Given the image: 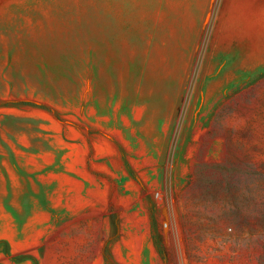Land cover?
Segmentation results:
<instances>
[{"label": "rangeland", "instance_id": "374dc122", "mask_svg": "<svg viewBox=\"0 0 264 264\" xmlns=\"http://www.w3.org/2000/svg\"><path fill=\"white\" fill-rule=\"evenodd\" d=\"M36 162L111 188L92 264H264V0H0V180Z\"/></svg>", "mask_w": 264, "mask_h": 264}, {"label": "crops", "instance_id": "0c3cea01", "mask_svg": "<svg viewBox=\"0 0 264 264\" xmlns=\"http://www.w3.org/2000/svg\"><path fill=\"white\" fill-rule=\"evenodd\" d=\"M76 177L74 164L36 162L5 169L0 180V204L4 205L0 264H60L65 259L67 264H92V251L101 252L106 237L113 234L115 214L108 210L111 188ZM133 206V212L119 213V231L114 233L118 239L110 243L131 251L139 263V198ZM64 245L72 254L60 261L57 253Z\"/></svg>", "mask_w": 264, "mask_h": 264}]
</instances>
